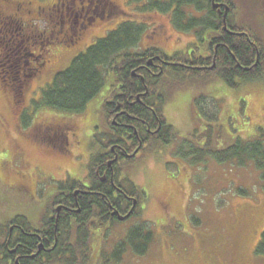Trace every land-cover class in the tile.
Instances as JSON below:
<instances>
[{
  "label": "rangeland",
  "instance_id": "rangeland-1",
  "mask_svg": "<svg viewBox=\"0 0 264 264\" xmlns=\"http://www.w3.org/2000/svg\"><path fill=\"white\" fill-rule=\"evenodd\" d=\"M33 1L37 5L48 0ZM111 2L114 4L109 6L111 15L93 27L78 46L57 48L58 56L54 57L49 71L30 81L23 94L18 92V86L23 84L18 71L24 66L29 73L33 53L39 52L32 46L33 38L24 42L19 38L20 46L16 50L9 43L10 34H0V226L18 215L21 221L25 218L40 221L52 203L51 196L59 180L67 178L72 182L75 178L87 182L90 177L88 164L95 148L93 144L92 148L90 146L93 130L88 133L87 127L109 125V118L101 109L111 77L83 113H74L42 104L43 90L59 71L66 70L75 57L130 18L147 23V34L137 48L139 52L144 47L157 46L166 54H172L186 50L191 42L200 44L194 30L175 29L167 14L149 11L141 15L136 9L137 2ZM255 2L234 0L236 14L231 20L240 28L251 29L264 51V0L254 5ZM97 5L100 4L95 2L92 7L93 15L102 14L105 9ZM28 25L42 30L47 28L48 22L37 16L32 17ZM168 86L164 84L162 88L168 95L165 115L178 136L172 144L156 148L154 153L146 148L135 160L122 163L128 170L124 171L127 179L145 190V206L139 216L113 224L106 235L101 228L93 229L91 264H102L99 258L104 239H107L105 251L109 254L117 242L126 238L130 228L144 222H148L155 233L150 249L143 255H135L129 249L121 262L110 264H264V256L255 252L264 231V190L254 161L243 166L207 157L202 163H195L192 157L184 158L177 153L181 142L190 140L194 145H201L214 129L219 133L212 139L215 149L233 145L239 139L257 138L264 143V77L241 81L236 88L218 78L193 79L181 88L176 84ZM198 97L202 104L196 110ZM212 108L217 115L214 120L208 117ZM45 118L78 122L82 144L71 139L69 144H60L63 149L60 146L57 149L38 141V124ZM25 133L31 138L26 139ZM19 149L22 156L16 155ZM35 166L39 167L35 176L38 186L35 188L31 181L30 190L17 188L16 177L8 170L15 167L30 174ZM130 182L122 181L128 189L132 187Z\"/></svg>",
  "mask_w": 264,
  "mask_h": 264
},
{
  "label": "trees",
  "instance_id": "trees-1",
  "mask_svg": "<svg viewBox=\"0 0 264 264\" xmlns=\"http://www.w3.org/2000/svg\"><path fill=\"white\" fill-rule=\"evenodd\" d=\"M214 1L218 0H131V2L139 4L136 9L141 15L149 11L161 12L172 18V25L175 29L181 32L194 30L200 44H193L191 53L179 51L174 55H169L161 50H156V47H149L139 52L137 48L147 30V23L130 18L121 22L115 30L104 37H100L84 53L75 57L66 70L58 72L52 83L43 90L42 104L62 111L83 113L90 101L100 93L111 77L108 97L112 101H104L103 111L109 118L110 129L118 131H116L118 141L126 144L124 139L137 141V136L135 126L125 132L124 129L113 126L115 116L110 115L109 112L114 109L126 111L122 115L128 117L131 124L133 123L137 127L143 126L146 137L142 138L144 142L142 151L147 148L148 151L150 150L149 152L153 150L154 153L156 148L172 144L177 132L174 131L175 128L172 125H168L164 114V106L168 97L165 94L166 89L162 90L164 84H168V87L176 84L178 88H181L193 79L205 81L218 78L236 88L241 84V81H252L264 77V51L261 41L255 38L251 29L240 28L235 25L231 16L227 20L228 26L232 30H237L238 33H230L225 30L223 19L214 6ZM260 1L256 0L253 4L256 5ZM233 13H235L234 9L231 10V15ZM205 34L206 38H204ZM158 53L169 61L182 62L183 64L168 65L163 73L154 77L149 72L144 71L146 68L142 64H146L150 57H156ZM142 76L145 80L142 79ZM147 86L148 92L145 91ZM138 96L140 99L137 98ZM199 98L201 97L195 101L196 110L200 109L202 104ZM208 104L211 105L209 102ZM204 106L207 107L206 104ZM210 112L208 117L211 120L217 119L213 108ZM196 114L199 115V112ZM204 114L207 113L204 112ZM156 117L158 118L157 121ZM160 120L164 128L163 130L160 129L157 136L156 132L150 134L147 130L148 127H144L145 124H148L149 129L154 131L156 122ZM210 126L212 125L210 124ZM213 131L211 135L208 134V140L204 143L201 142L202 146L194 145L190 140L181 142L177 153L184 158L192 157L195 163H202L207 157H212L221 163L236 162L243 166L254 161L260 173L264 190V143L262 139H239L233 145L215 149L212 147V139L219 133H217L218 130L214 129ZM197 134L198 132L195 131V135ZM97 140L94 141V144H97ZM129 151L132 149L130 148ZM132 160L124 159V161ZM122 163L114 166L117 172L115 176L116 185L135 193L137 196L144 197L146 195L145 190L130 182L129 179L118 180L121 170L127 171ZM98 165L102 164L98 158L93 156L88 168L95 188L104 190L106 187H112L109 183L110 179L107 180L106 184L99 179L96 174ZM100 170L101 174L106 171L108 178L111 177V170L107 168L106 164L102 165ZM122 181L130 182L132 184L131 189H128V186H123ZM72 184L73 189L75 186L84 188L81 181L75 180ZM61 185L63 188H68L69 183L65 182ZM240 193L248 194L246 190H240ZM109 198L113 205L119 201L113 195H110ZM79 204L81 206L80 213H75V216L69 220V217L60 219L57 242L56 239H45V241L42 239V242L46 243L45 247L49 250H43L31 259L19 258V263L91 264L94 253V245L91 239L93 229H102L103 234L106 235L112 225L119 220L115 216L109 217L107 215L109 203L101 195L81 198ZM74 218L78 223L73 224L71 222ZM18 240H21V245L17 248V252L13 254L6 251L8 256L0 261V264H17L18 254L24 253L26 249L31 247L35 251L40 243L36 239ZM154 240L155 233L148 222L135 225L129 229L125 239L116 243L109 254L105 251L107 239H104L99 259L102 264L119 263L129 249L135 255H143L150 249ZM255 252L264 256V231ZM9 259L12 261L8 262Z\"/></svg>",
  "mask_w": 264,
  "mask_h": 264
},
{
  "label": "flooded vegetation",
  "instance_id": "flooded-vegetation-1",
  "mask_svg": "<svg viewBox=\"0 0 264 264\" xmlns=\"http://www.w3.org/2000/svg\"><path fill=\"white\" fill-rule=\"evenodd\" d=\"M112 0H48L45 3L35 5L33 0H0V34L4 32L5 35H9V43H11L15 48L20 46L18 43L19 38L24 41H29L31 38L34 39L32 46L34 49H37L39 54H34V62L32 61V66L30 67V72H26L24 66H22L19 71L20 84L18 87L21 92H24L30 81L43 75L45 71L50 69L54 64L55 58L57 55V48L62 50L63 48L69 49L72 46H78L84 39V37L95 27L98 23H101V20L106 19L112 13L110 5H114ZM86 2V3H85ZM95 2H98L97 8L102 6L105 9L102 11V14L95 13L92 14V7ZM216 8L218 9L219 15L222 17L224 22L229 25L227 20L231 15V10L234 9L233 0H218L214 1ZM94 13V12H93ZM236 13H233V16ZM39 19L46 20L48 22L47 28L39 30L38 28H33L29 24L31 18L37 17ZM28 18V19H26ZM230 33H238L237 30H232L231 27L225 29ZM246 33V31H244ZM192 42L189 47L184 50L182 53H191ZM160 50L156 46V50ZM157 53V52H156ZM178 52L172 53V55ZM55 57V58H54ZM159 57V58H158ZM153 58L150 57V59ZM18 60V59H17ZM30 63V61L28 62ZM183 64L182 62L169 61L162 57L160 53L156 54V60L153 63L148 61L146 64H142L144 71L149 72L152 76L158 77L161 73L165 71V67L171 64ZM49 71V70H48ZM47 71V72H48ZM46 72V73H47ZM148 86L146 87V92H148ZM143 94V93H142ZM143 97V96H142ZM140 99V96L137 97ZM133 99V98H131ZM112 101V100H110ZM113 103V102H112ZM126 111H117V109L111 110L110 115L115 116L116 121L113 126L116 128L124 129L129 131L133 126H135V134L137 136V141L124 139L126 144H122L118 141V131L111 130L110 126L106 128L99 127V131H96L95 126L88 125V133L90 130H93L90 133L92 134L93 141L90 146L95 147V150L92 152V157L95 156L99 159L102 165L106 164L107 168L111 170V177L108 178V174H101L102 165H98L96 174L99 176V179L102 183L106 184L107 180L110 179V185L112 187H106L104 190H98L95 188L94 181L91 177L88 176V181L83 179L73 178L71 181H77L83 183L84 188L75 186L73 189L72 182L68 181L67 178L61 179L56 185V191L51 196L52 203L44 211V215L40 221L33 222L32 220L21 221L17 218H20V215L14 219H10L8 223L5 224V234L0 231V261L6 259L8 254L6 251L11 253H16L17 248L21 245V240L18 239H36L40 243L37 245L35 251L33 248L26 249L24 253L17 255V264L19 263V258L26 257V259H31L36 257L43 250H49L45 247L46 243L42 242V239H59L58 229L60 227V219L63 217H69L68 220L75 216V213L78 214L81 212V206L79 204L81 198L93 197L101 195L106 198V202L109 203V211L107 215L109 217L115 216L120 220V216H127L124 220H128L140 215V212L143 210L142 207L145 206V198L143 196H137L133 192L126 191L124 188H121L115 183V176L117 172L115 171V164H120L124 159L136 158L137 155L142 151L144 142L142 138H145V130L143 126L131 124L130 119L125 117L124 114ZM133 118H136L133 116ZM156 117V121H157ZM153 121V119H150ZM148 121V122H150ZM151 123V122H150ZM156 128L152 132L149 129L148 124H145L144 127H148V132L155 133L158 135L160 129L163 130V123L160 121L156 122ZM150 125V124H149ZM77 123H73L69 119H58V118H45L40 124H38V138L37 140L49 147L59 149V146L62 142L66 144L70 143V140H77L78 144H82L80 141L79 127ZM18 129L20 128L17 126ZM117 131V132H116ZM97 132L100 136L97 135ZM24 132H22L23 134ZM25 138H29L30 135L25 133ZM117 136V137H116ZM132 136V134H131ZM31 138V137H30ZM91 138V137H90ZM62 149L64 146H60ZM133 147V148H132ZM135 147V148H134ZM132 151H129V149ZM135 151L137 153L133 157L129 155L133 154ZM22 151L19 149L16 152L17 156H22ZM36 167L33 168L32 173L28 171L20 170L17 168H10L8 173H13L16 177L17 188H22L24 190H30L32 187V182L35 184V188L38 186V181L36 176ZM39 168V167H38ZM122 174H124L123 177ZM127 179V174L121 170L118 175V180ZM32 181V182H31ZM69 183L68 188H63L62 183ZM108 184V183H107ZM114 196L116 199H119L116 205H113L110 202L109 196ZM107 209V210H108ZM126 213H122V212ZM74 214V215H73ZM121 214V215H120ZM72 215V216H71ZM73 224L78 223L76 218L71 221ZM77 225V224H75ZM9 249V250H8ZM12 260L9 259L8 262Z\"/></svg>",
  "mask_w": 264,
  "mask_h": 264
},
{
  "label": "water",
  "instance_id": "water-1",
  "mask_svg": "<svg viewBox=\"0 0 264 264\" xmlns=\"http://www.w3.org/2000/svg\"><path fill=\"white\" fill-rule=\"evenodd\" d=\"M150 63H152V60L150 61ZM126 217L125 216H120V219L123 220L125 219Z\"/></svg>",
  "mask_w": 264,
  "mask_h": 264
}]
</instances>
